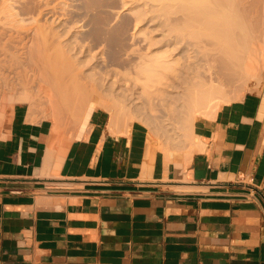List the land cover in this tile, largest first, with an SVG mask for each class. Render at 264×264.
Instances as JSON below:
<instances>
[{
  "label": "crops",
  "instance_id": "obj_1",
  "mask_svg": "<svg viewBox=\"0 0 264 264\" xmlns=\"http://www.w3.org/2000/svg\"><path fill=\"white\" fill-rule=\"evenodd\" d=\"M12 104L0 121V264H264L263 93L196 118L188 153L102 108L69 139Z\"/></svg>",
  "mask_w": 264,
  "mask_h": 264
},
{
  "label": "bare ground",
  "instance_id": "obj_2",
  "mask_svg": "<svg viewBox=\"0 0 264 264\" xmlns=\"http://www.w3.org/2000/svg\"><path fill=\"white\" fill-rule=\"evenodd\" d=\"M45 1L46 0H44V2ZM176 1L182 3V7L180 2L177 5H180L178 10L181 8L180 11L181 13L183 12L182 16L177 20H179L181 26H188V30H192L189 31V36L191 35L194 39V42H188L193 52L191 56H188L191 62L186 63L184 66H182L178 58L172 59V61L165 59V54L148 57L146 53H138L136 49L131 48L127 43L125 44V42L123 43L121 41L119 34H122L124 30L119 26H110V24H102L99 26L98 23L100 20L96 14V0H88L83 4L79 3L76 5L74 9L75 12L73 13L78 14L74 15L68 11L58 12L50 3H42L37 9L36 16L42 14L43 16L46 14L49 15L51 18L49 26H46V22V25L44 24L45 26L36 23L37 20L33 16L34 11L30 3L31 1L0 0V74L3 70H7L16 72L15 74L19 75V70L15 71L16 68L19 69V47L20 49H28V51L23 50V53L28 54H25L27 58L34 59L41 65V68H38L37 93L29 89V87L21 86L15 91L2 94L0 101V121L6 111L5 109L15 101L29 103L30 113L32 112V106L35 105L39 98L44 97L49 106L55 105L56 107L59 106V108L61 106L58 105L60 104V101H58L60 98L62 99L61 101L69 103V101H71L70 99H72L70 98V92L68 93L67 89H63L67 86L61 85L62 83L58 82V80L56 81L60 84H58L55 79H51L53 76L58 77L61 74L67 77L70 76V90L72 85L75 91L87 89L92 99V95L95 97L99 92H102L106 88V90H108L115 84L119 85L120 80H123L124 75L113 67V65L126 68L125 66L128 64V68L129 65H131L132 68L136 62V60L134 61L136 57L138 60L136 65H141V63L145 65L143 71L147 73V80H154L159 84L162 83V85L169 88L167 89L168 91L176 94V96L166 95L167 90H165L164 93L156 86L154 91L148 92L149 99L152 101L157 100V102L161 104H165L171 101V99H173V102H180V106L176 104V107L178 110L182 107L185 111H188L189 116L185 119V123L190 126V134L193 136L192 126L198 111L202 113L201 109L209 107L208 110L203 113L209 116L216 112L221 103L231 101H229L227 95L226 98L224 94H226V90L227 92L230 91V89L227 88H232L231 86H234V83H236L234 82L236 80L232 82V79L236 77L234 74L235 72H243L241 74L239 73L241 81L242 74L247 77L252 75L257 80L256 84H258L261 75L255 71L254 63L260 58L264 62V0H175L174 2ZM136 16L138 18L139 14L137 13ZM70 17H74L72 24L78 23L83 28V37L88 36L92 41H99V53L90 55L88 62L73 58V55L69 53L73 47L66 44L63 45L64 42H60V39L63 37L62 33H58L60 29H56L57 27L52 28V23L56 21V19L61 20L58 25H63V21ZM32 22L33 25L31 26L29 23L32 24ZM67 26L71 25L68 24ZM196 28L197 30L194 31L193 29ZM53 29H56V31L58 30V32ZM182 29L186 30L184 28ZM64 31L63 34L67 33L66 29ZM175 38H177V36H175L174 39ZM23 40H26L24 44L22 42ZM20 42L23 44L22 46H19ZM47 45L49 47H47ZM114 46L117 48L114 49ZM47 48H51L50 52ZM102 48L103 50L106 49V51L102 52ZM99 54L103 55L101 60L99 59L101 57ZM93 59H95L96 64L92 68L98 71L96 72L94 70L92 73L82 72V68ZM50 62L52 63L50 64ZM44 63L46 68H49L47 64L51 65L49 69V71L51 70V74L49 72V74L52 75L51 78L43 65ZM174 64L182 66L179 73L172 72L175 70L173 68ZM137 71L138 69L136 72L133 70L136 75V80L139 79L138 73L140 70ZM232 75H235V77H232ZM63 76L61 78H63ZM244 76L243 79L246 78H244ZM107 77H109V80L105 84ZM162 79H168L170 81L162 82ZM51 80L56 83L54 84ZM72 80L74 81L72 82ZM66 83L68 85V82ZM230 83L232 84L231 86L229 85ZM237 83L234 87L235 89L237 86L241 87L238 80ZM254 88H256L255 85ZM83 90L80 92L78 91L79 93L77 92L76 94L86 92L85 90L83 92ZM252 90L255 91L253 88L251 91ZM144 92L145 91L138 92L136 95L137 98L144 99ZM234 92L236 91L234 90ZM86 93L84 96H86ZM102 93L104 94V91ZM238 93L239 92H237V94ZM99 94L101 95V93ZM227 94L229 95L232 93L230 91ZM237 94L235 95L239 98L241 94ZM84 96L82 94L81 97ZM107 96H109V93ZM229 96L230 98L232 97L231 95ZM84 99V102L78 99L79 104L80 101L83 102L80 104V108L84 109L77 120L79 123H84L86 125L93 109V104L86 101H91V99H86L85 97ZM81 128L79 127L76 130V136L82 133Z\"/></svg>",
  "mask_w": 264,
  "mask_h": 264
},
{
  "label": "rangeland",
  "instance_id": "obj_3",
  "mask_svg": "<svg viewBox=\"0 0 264 264\" xmlns=\"http://www.w3.org/2000/svg\"><path fill=\"white\" fill-rule=\"evenodd\" d=\"M29 1H31L30 3L34 11L33 16L37 20L36 23L40 25L42 24L46 25L47 23L46 26H49V21H51L49 15L46 14L43 16L42 14L36 16L39 5H42V3H50V5H52V7H54L58 12L68 11L69 13L74 15V14H78V13H73L75 12L74 11L75 6L78 5L79 3L83 4L88 0H46L45 2L44 0L43 1L29 0ZM174 1L172 0H96L97 3L96 14L98 15L100 20L98 25L100 26L102 24L105 25L110 24V26H119L121 27V29L124 30L123 31L124 34L122 33L123 35L119 34V36L121 37V41L123 43L125 42V44L127 43L128 46H130L131 48L136 49L138 53H143V54L146 53L147 54L146 56L148 57H154L155 55L165 54L166 55L165 59L172 61V59L178 58L180 59L182 66H184L186 65V63L191 62L188 56H191L193 52L191 46L188 45V42H194V39L191 37V35L189 36L190 34L189 31L192 30L190 29L188 30L189 28L188 26L185 25L181 26V23L179 22V20H177L182 16L183 13V12L181 13L180 11L181 8L178 10V7L180 5L182 7V3L180 1H176L177 3ZM179 2L181 4L178 6L177 4H179ZM137 13L139 14L138 18L136 16ZM74 17H70L67 18V20H64L63 25H58V23L61 20L56 19V21L52 23V28L57 27L56 29L59 28L60 31L62 30L64 31L66 29L67 33L64 34L63 31L58 32V30L56 31V29L53 30H55L58 33H62L63 37L61 36L62 38L60 39V42L61 43L64 42L63 45L66 44L73 47V49H71L69 52L71 53V55H73V58L88 62L90 55L99 53L100 48H98V46L100 44L98 40L92 41V39L88 38V36L83 37L82 35L83 28L78 23L72 24ZM29 24L32 26L33 22L32 24L31 23ZM68 24L71 26H67ZM190 27L194 28L193 26ZM182 28L184 29L187 28L186 29L187 31L183 30ZM193 30L195 31L197 30V28ZM175 36H177V38L174 39ZM25 41L26 40L22 41L23 44L25 43ZM23 44H21L20 42L19 46H22ZM47 47L49 46L47 45ZM113 48L116 49L117 47L114 46ZM21 49L19 47V69L14 68L15 71L19 70V75H16L15 74L16 72H11L7 70L6 71L3 70L2 73L0 74V101L3 93H9L15 91L18 87L21 86L27 88L29 87V89H32L35 93L38 92V68H41V65L39 64V62H36V60L34 59H28L27 58L28 54L23 53V50L25 49L22 50ZM47 49L50 52L51 48H47ZM25 51H28V49H26ZM105 51L106 49L103 50L102 48V52ZM99 56H101L99 58L101 60V58H103V55L99 54ZM135 60L136 62L132 67L134 69L131 68V65H129L128 68V64L125 66L126 68H122L121 66L118 65H113V67H115L118 71H120L124 75L123 80H120L119 85L115 84L114 85L115 87L114 86L112 88L110 87L111 89L108 87L109 91L106 90L107 88L103 90L104 94L102 93L103 92L102 91L99 92L101 93V95L99 93H98L99 95L96 94L95 97L94 95H92L93 96L92 99L90 98L91 96L89 95L87 89L86 90L84 89L87 93L84 92L83 89L75 91L73 90V85H72L70 90L69 87V82H71L69 80L70 76L67 77V76H63L64 74L63 75L61 74L63 78H61L62 77L61 75H60L61 77L60 76L52 77V75H50L51 70L49 71V69L51 68L50 64L52 62H50V64L46 63L47 65H49V68H46L44 63L43 65L46 71H48V75H50V78L52 77L51 79L52 80L55 79V81L58 80V82H61L62 83L61 85L63 86L66 85L67 87L63 89L65 90L67 89L68 93L70 92L69 93L70 98L72 99H70L71 101H69L68 103L61 101L62 99L59 97L60 100L58 101H60V104L58 105H61L59 108V106L56 107L55 105L53 106L50 105L51 106L50 107L44 97L39 98L31 109L33 111V114L36 116L35 119L38 120L42 118H49L53 121L54 125H56L55 127L57 128L58 131L61 132V134H63L65 137L69 139L73 138L76 136L75 135L76 130L79 127L81 128L83 126H86L84 123H79L77 120L79 118L78 116H80V113L83 112L84 108H80V104H82L85 101L84 99L85 97L86 99H91V101L89 100L86 101L92 103L94 109L96 108L105 109L110 114L111 117L114 116L113 118L117 120H123V121L125 120V122L127 123H131L133 121H139L143 123L145 126H147L149 132L158 140L161 148L165 152L167 153L190 152L192 149L191 144L193 139H192V135L190 134L191 128L189 125L185 123V119L189 116L188 111H185L182 107L179 108L178 110L176 104L180 106L181 103L173 102V99H171V101L166 102L165 104H161L160 102H157V100L152 101L151 99H149L148 92H151L152 90L154 91L156 86L160 89V91H163L164 93L165 90L169 88L162 85V83L159 84L157 81L147 80L146 79L147 73L146 71L145 72L143 71L145 67L144 63H141L140 65L139 62L138 63L139 65H136L138 62L136 57L134 58V61ZM8 63H12V62H8ZM95 64H96L95 59L91 60L89 63L86 64L85 67L82 68V72L84 71L87 73L94 72L95 69H93L92 67ZM182 66L179 64H174L173 68L175 70L172 72L179 73L180 69H182ZM254 67H255V71L261 75V78H259L258 80V84H256L257 80L252 75L247 77L244 76V74H242L241 75L242 81H241L239 77V73L241 74L243 72L241 71H239V73L235 72L234 74L236 75V77L239 78H236L235 75H232V77L233 76L235 77V79H232V82L236 80L234 82L237 83L238 80L241 87H238L239 84L237 83L238 86L235 89L234 87L236 86V83H234V86H231L232 82L229 84L233 88V90L230 87L227 88L230 89L232 93L229 94L232 96L231 97L232 99L227 94L230 91L227 92L226 90V94H224L225 97L227 95L228 98L227 97L226 98L229 99V101L238 99L235 95L237 94V92H239L238 94H241V96H239V98H241L246 92L251 91L252 88L255 89V91L252 90V92L264 94L263 60H261L260 58L257 62L254 63ZM137 69L138 71L140 70L138 73L139 74L138 80H136L135 78L136 75L134 73L136 72ZM95 71L97 72L98 70L96 69ZM243 76L244 78L245 77L246 78L243 79ZM71 78L75 79L73 77ZM108 78L109 77L106 78L105 84L109 80ZM73 81L74 80H72V82ZM167 81L170 80L162 79V82H167ZM66 82H68V85ZM254 85L256 86V88H254ZM81 90H83L84 93L81 92L80 94H76L78 91L80 92ZM234 90L236 92H234ZM141 91H145L144 99L146 100L142 98H137L136 96L137 93ZM85 93L86 96L89 97L84 96ZM108 93L109 96H107ZM82 94L84 97H81ZM182 94H183V90H182ZM77 95L78 96L81 95L79 96L80 98ZM166 95L176 96L175 93L170 92L168 90L166 92ZM78 99L82 100L83 102L80 101L79 104ZM75 100H76V104H75ZM117 100L120 101L118 102ZM208 108L201 109L202 113H199L200 111H198L195 118L201 116H208L206 114H203L208 110ZM56 123L60 125H57Z\"/></svg>",
  "mask_w": 264,
  "mask_h": 264
}]
</instances>
